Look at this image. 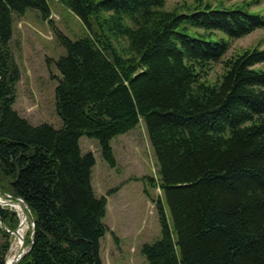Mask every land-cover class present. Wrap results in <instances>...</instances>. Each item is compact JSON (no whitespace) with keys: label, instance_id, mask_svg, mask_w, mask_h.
Returning <instances> with one entry per match:
<instances>
[{"label":"trees","instance_id":"16d2710c","mask_svg":"<svg viewBox=\"0 0 264 264\" xmlns=\"http://www.w3.org/2000/svg\"><path fill=\"white\" fill-rule=\"evenodd\" d=\"M50 1L0 0V191L34 220L18 264H101L107 200L79 140H96L114 167L110 141L141 122L169 210L159 200L147 264H264V48L233 47L264 18L243 0H54L84 26L75 41L55 31L65 53L54 62V129L14 109L11 48L14 16L35 10L50 22ZM19 222L0 204V264Z\"/></svg>","mask_w":264,"mask_h":264},{"label":"rangeland","instance_id":"374dc122","mask_svg":"<svg viewBox=\"0 0 264 264\" xmlns=\"http://www.w3.org/2000/svg\"><path fill=\"white\" fill-rule=\"evenodd\" d=\"M182 1L167 0V4ZM223 1L231 4L242 0ZM243 1L246 11L264 18V0ZM50 8V22L42 20L35 10H28L23 17L14 16L11 48L21 71L14 109L34 126L48 124L60 129L63 122L56 112L54 93L59 73L54 62L65 51L59 45L55 31L75 41L83 36L84 26L59 2L51 0ZM259 43H263L264 48V27L235 41L233 47H253ZM79 146L83 155L93 154L92 187L96 196H104L107 200V212L102 222L113 235L108 232L99 241L101 264H147L141 253L143 245H151L161 237L156 207L159 200L168 218L169 210L155 187L158 186V165L144 124L141 122L133 130L110 141L116 161L114 167L104 160L96 140L81 137ZM11 208L21 217L19 205ZM22 225L21 234L25 237L30 223L22 218ZM11 235L14 239L7 259L16 254L20 246L12 232Z\"/></svg>","mask_w":264,"mask_h":264},{"label":"water","instance_id":"95a60500","mask_svg":"<svg viewBox=\"0 0 264 264\" xmlns=\"http://www.w3.org/2000/svg\"><path fill=\"white\" fill-rule=\"evenodd\" d=\"M0 197H2L4 199V201H0V203L3 205H8V206H11L14 208L19 205L22 208V213H21L22 215L20 217L21 220H22V218H24L26 220V222H29L31 225L32 231H34V220L30 214V210H29L28 206L21 199H18V198L12 199L13 197L11 195L2 193L1 191H0ZM21 220L18 224V227L12 232V234L16 238H18L19 242H20L19 249L15 255L16 259H15L14 264H18V262L30 251L31 245L33 242V237H32L30 244L27 247L25 246L24 235H22L20 233V231L23 228Z\"/></svg>","mask_w":264,"mask_h":264},{"label":"bare ground","instance_id":"6f19581e","mask_svg":"<svg viewBox=\"0 0 264 264\" xmlns=\"http://www.w3.org/2000/svg\"><path fill=\"white\" fill-rule=\"evenodd\" d=\"M1 199V198H0ZM22 209V208H21ZM22 221V220H21ZM20 233H22L21 231H20ZM17 243L20 245V242H19V239L17 238ZM15 255L16 254H14V255H12V256H10L7 260H6V264H14V262H15Z\"/></svg>","mask_w":264,"mask_h":264},{"label":"built area","instance_id":"2783aa9c","mask_svg":"<svg viewBox=\"0 0 264 264\" xmlns=\"http://www.w3.org/2000/svg\"><path fill=\"white\" fill-rule=\"evenodd\" d=\"M0 201H4V200H1V199H0ZM1 205H3V204H1ZM4 206H6V205H4Z\"/></svg>","mask_w":264,"mask_h":264}]
</instances>
